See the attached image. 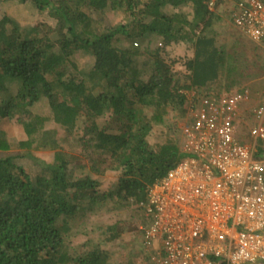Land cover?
<instances>
[{"label": "trees", "instance_id": "1", "mask_svg": "<svg viewBox=\"0 0 264 264\" xmlns=\"http://www.w3.org/2000/svg\"><path fill=\"white\" fill-rule=\"evenodd\" d=\"M9 1L27 0L0 6ZM33 1L56 25L0 18V264H111L102 244L127 230L114 225L80 244L72 236L92 234L86 219L102 207L143 212L150 188L188 155L181 124L203 95L264 93V80L248 84L264 74V38L237 32L230 15L224 39L223 11L206 0ZM111 11L124 21L108 19ZM180 44L184 71L170 60ZM80 50L93 58L90 76L71 63ZM256 103L243 109L242 139ZM107 172L118 179L100 191Z\"/></svg>", "mask_w": 264, "mask_h": 264}, {"label": "built area", "instance_id": "2", "mask_svg": "<svg viewBox=\"0 0 264 264\" xmlns=\"http://www.w3.org/2000/svg\"><path fill=\"white\" fill-rule=\"evenodd\" d=\"M218 2L206 0L212 11ZM231 14L247 36L264 38L263 0H238ZM213 95H203L181 124L188 155L141 203L140 239L152 264H264V93L250 106L255 121L244 142L239 103L250 91Z\"/></svg>", "mask_w": 264, "mask_h": 264}, {"label": "rangeland", "instance_id": "3", "mask_svg": "<svg viewBox=\"0 0 264 264\" xmlns=\"http://www.w3.org/2000/svg\"><path fill=\"white\" fill-rule=\"evenodd\" d=\"M232 2V3H231ZM230 4H228V0H219L217 3L215 10L223 11L221 12L224 20V26L221 28L222 32L221 35L225 39V33L228 32L229 25L231 23L230 15H232V8L236 4L235 0H231ZM226 5H228L226 7ZM172 8L171 5L167 4L166 9L169 11ZM189 7H185V11L188 10ZM6 13L7 15L12 16L22 27H30L35 26L39 23L47 22L52 26L56 25V20L49 14V7H41L37 5L33 0H27L24 3H19L18 1H9L5 4L0 6V18H2L3 14ZM108 19L116 22L121 23L124 21V13L122 11L118 12H108ZM106 18V15L104 16ZM103 17V18H104ZM107 23V22H106ZM237 32L241 33L239 28L235 29ZM244 37V35H243ZM245 39V38H244ZM249 46H253L254 43L252 41H248ZM253 44V45H252ZM187 46L184 44H180L179 46L171 48V58L170 60H176L177 65L176 67L182 69L184 71V66L182 63V59L186 52H188ZM192 51L189 53L191 54ZM71 63L74 67L78 68L79 70L83 71V74L86 76H90V69L92 68L93 58L91 57L90 53L85 50L77 51L74 56L70 57ZM242 63H246L245 59L243 58ZM248 61V59H247ZM253 80L258 81V83H262L264 80L263 76H256L252 78ZM97 83L96 80H90V86L95 85L93 82ZM245 89L250 91V100L249 101H242L239 104L242 107H246L253 102V99L259 103V96L253 95L255 92L251 87L246 86ZM222 93V92H221ZM257 93V92H256ZM253 98V99H252ZM256 103V104H257ZM45 107H41L39 110L44 111ZM252 109V108H249ZM11 128L13 129V134L20 136L19 125L15 122L11 124ZM238 139L240 142L246 141L248 138H243L241 135H238ZM64 143V142H63ZM264 147V143H263ZM46 157H49L47 155ZM119 176L118 172H107L104 177L102 178V184L100 186V191H103L104 188H112L114 189V183L117 181ZM114 201L116 199L113 198ZM112 208V207H111ZM126 208V209H125ZM123 207L120 210L117 208L107 209L106 207H102L96 213L94 210L91 215L89 214L86 221L89 222V227L85 230L91 232L92 234H88L84 232V230L76 235L72 236V241L75 244H80L84 240L92 237L94 239L100 240V238H104L102 235L103 230L112 229L114 225H118L117 228H123L127 230L128 234L123 236L122 238L115 240L113 243L109 242L103 243L102 247L109 252L110 258L109 261L111 264H152L151 258L148 254H146V249L142 247L141 239H140V225L142 224L141 217L143 212L139 211L134 212L131 208ZM142 210V209H141ZM124 212V213H123ZM96 213V214H95ZM135 224V228L131 225ZM83 227V226H82ZM82 229V228H80ZM95 230V231H93ZM104 234V233H103ZM134 252V253H132ZM149 257V258H148ZM148 258V259H147Z\"/></svg>", "mask_w": 264, "mask_h": 264}, {"label": "crops", "instance_id": "4", "mask_svg": "<svg viewBox=\"0 0 264 264\" xmlns=\"http://www.w3.org/2000/svg\"><path fill=\"white\" fill-rule=\"evenodd\" d=\"M255 81H256V80H252V81H250L248 84L250 85L251 83H253V82H255ZM252 86H254V84H252ZM248 87H249V86H248ZM260 93H261V91H258L257 94L254 93L253 95H258V96H259Z\"/></svg>", "mask_w": 264, "mask_h": 264}]
</instances>
